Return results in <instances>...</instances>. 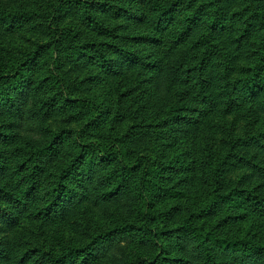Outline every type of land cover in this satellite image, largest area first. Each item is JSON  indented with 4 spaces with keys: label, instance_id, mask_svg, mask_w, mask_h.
<instances>
[{
    "label": "rangeland",
    "instance_id": "obj_1",
    "mask_svg": "<svg viewBox=\"0 0 264 264\" xmlns=\"http://www.w3.org/2000/svg\"><path fill=\"white\" fill-rule=\"evenodd\" d=\"M169 7L175 15L165 10ZM214 10L225 24L215 40L233 56L228 84L250 80L255 72L257 81H264V63H255L257 56L264 61V41L258 38L264 34V0H94L90 9L75 4L61 8L58 0H0V60L5 64L48 44L52 29L66 35L58 50H41L29 71L33 89L28 107L29 112L37 109V114L18 128H13L8 116L0 115V134L9 137H0V154L7 158V168L26 159L45 134L64 135L61 149L47 169L49 173L70 163L72 144L86 156L92 155L100 175L112 170L100 167L96 160L104 151L125 150L133 158L143 153L161 159L173 169H167L156 183L182 194L172 200H158V212L171 210L168 219L158 225L159 230L171 233L195 216L212 186L206 182L220 181L223 193L254 189V195L264 198V180L259 176L264 171V139L259 137L264 134V90H259L258 102L242 104L239 112L225 115L210 108L203 115L199 86L191 90L192 84L187 81L180 86L165 84L153 74V68L147 67L161 59L170 32L187 26L189 16L195 13L197 25L206 22ZM164 17L165 30L155 25ZM238 36L240 41L235 39ZM260 47L262 52L258 51ZM100 54L110 62L109 68L95 59ZM214 79L205 87L222 88L223 81ZM97 108L106 112L105 117H98ZM182 108L188 109L183 114L192 122L170 117L174 111L184 116L178 111ZM249 136L256 140L245 146L237 143ZM182 160L189 162L187 169L178 164ZM6 174L5 179L17 185L27 173ZM50 181L43 183L48 185ZM3 186L5 182L0 181V188ZM109 191L102 189L100 193L104 196ZM83 194L64 217L58 215L47 221L23 214L17 217L15 226L0 222V247L11 253L9 262L20 264L24 256L28 259L24 264H32L35 252L70 245L83 247L97 236L131 224V205L125 207L116 200L100 203L89 190ZM0 212L11 216L16 209L0 201ZM236 214L234 208L221 212L228 217ZM247 215L251 221L245 226L264 239V210ZM232 230L235 228L229 222L217 234L229 241ZM124 234L117 243L130 259L137 257L143 250L132 236ZM166 244L171 247L173 242L167 240ZM176 256L168 251V258ZM91 264L110 263L100 260Z\"/></svg>",
    "mask_w": 264,
    "mask_h": 264
},
{
    "label": "trees",
    "instance_id": "obj_2",
    "mask_svg": "<svg viewBox=\"0 0 264 264\" xmlns=\"http://www.w3.org/2000/svg\"><path fill=\"white\" fill-rule=\"evenodd\" d=\"M93 3L94 0H58L61 8L75 4L90 9ZM219 7L221 6H217L216 9ZM165 10L175 15L172 7ZM197 16V13L192 14L189 16L190 22L187 26L170 32L161 59L153 66L147 65V67L153 68V74L165 84L180 86L183 81H187L189 86L192 84L189 87L191 90H194V85L199 86V91L203 92L200 107V113L203 115H206L210 108L229 115L239 112L245 104L258 102L259 90L262 93L264 90V81H257L258 72L253 73L250 80L233 81L232 84H228L231 73L230 58L233 59V56L223 43H217L215 40L221 29L225 27L220 14L214 10L209 19L199 25L196 24ZM164 20L165 17L160 18L155 25L165 30ZM51 33L48 44L38 46L25 58L16 60L10 65L0 60V115L11 119L13 128H18L26 119L33 118L37 114V109L29 112L28 107L33 89L30 85L29 71L36 63L41 50L49 47L52 51L58 50L62 45L61 40L66 37L61 30L52 29ZM258 38L263 42L264 34L261 36L260 33ZM235 39L240 41L241 37ZM262 50L261 47L258 49L260 52ZM95 59L101 60L106 68L110 67V62L103 54ZM255 63L257 65L264 63L262 56H257ZM214 78L223 81L222 88L205 87L208 80L214 82L216 80ZM210 90L211 93L205 95V92ZM97 109L98 117L101 115L105 117L106 112ZM178 111L183 114V111L188 109L182 108ZM189 111L196 112V110ZM175 112L170 114V117L174 116L172 119L185 123L192 122V119L184 114L179 116ZM0 137L9 139L3 134H0ZM63 137V134H45L36 144L37 147L32 152L30 150L26 159L18 164H10L8 168L5 161L7 158L0 154V171L5 175L9 171L13 174L27 173L17 185L11 179H5L4 174L0 175V181L5 182V186L0 188V201L3 205L16 209L15 215L11 216L0 212V222L2 224L10 222L15 226L17 217L23 214L33 218L42 217L47 221L58 215L64 217L75 200L88 190L100 203L116 200L122 202L125 207L131 205L134 216L131 224L97 236L86 246L70 248V245L67 248L35 252L31 258L32 264H91L100 260L110 264H264V239L259 236L257 238L252 228L245 226L251 221L248 213L264 210V198L254 195V189L226 190L229 192L223 193L224 188L220 181L214 179L212 183L206 182L207 185L212 186L209 185L210 192L205 193L195 216L187 218L181 228H177L175 232H163L164 230H159L158 225H162L160 223L168 219L171 210L158 212L160 207L158 200H172L179 195L171 189L161 188L156 183L160 176L163 178L167 169H173L170 163H163L161 159H152L150 155L143 153L133 158L131 155L128 156L125 150L104 151L96 160L98 163L100 161V167L104 169L111 167L112 170L108 174L100 175L99 169L92 163V155L86 156L82 150L77 149L76 144H72L70 163L65 167H55L54 172L49 173L47 169L58 155ZM259 137L264 139V134ZM240 139L237 143L244 146L256 140L250 136ZM245 162L249 161L245 160ZM178 164L182 169H187L189 166V162L185 160ZM207 168L211 170L208 164ZM215 170L219 172V169ZM259 176L263 181L264 171ZM252 178L256 179V176ZM37 179H41L40 182H37ZM46 180H51L49 186L43 183ZM102 189L110 191L103 196L100 193ZM179 197H182V194L177 198ZM227 208L238 210V214L233 217L221 215V212ZM229 222L235 228V231H231L234 235L229 241H224L217 234V230H221ZM124 233L132 236L137 247L143 250L135 258L130 259L117 243L122 235H125ZM167 240H172L173 250L166 244ZM168 251H173L177 256L168 258ZM8 257H11V253L5 247H0V264H11ZM20 261V264H24L28 259L23 256Z\"/></svg>",
    "mask_w": 264,
    "mask_h": 264
}]
</instances>
